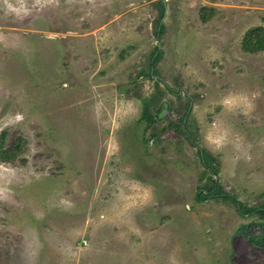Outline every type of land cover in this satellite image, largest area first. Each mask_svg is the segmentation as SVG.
<instances>
[{
    "label": "rangeland",
    "instance_id": "374dc122",
    "mask_svg": "<svg viewBox=\"0 0 264 264\" xmlns=\"http://www.w3.org/2000/svg\"><path fill=\"white\" fill-rule=\"evenodd\" d=\"M256 27L264 0H0V264H264Z\"/></svg>",
    "mask_w": 264,
    "mask_h": 264
},
{
    "label": "trees",
    "instance_id": "16d2710c",
    "mask_svg": "<svg viewBox=\"0 0 264 264\" xmlns=\"http://www.w3.org/2000/svg\"><path fill=\"white\" fill-rule=\"evenodd\" d=\"M249 38L252 40V47H253V50L255 51H260V50H264V28L262 27H256L254 29H252L250 32H249ZM250 43V44H251ZM145 118V120L149 123L152 122L153 119H155L157 117L156 116H153L151 115L148 111H147V108L144 109V112L142 114ZM14 155V154H13ZM2 157H5L7 155H0ZM201 161H204V157L202 156V160ZM207 164L204 163V166H206ZM215 183H213V186H214ZM211 191H213V189H211ZM219 194V193H218ZM211 197V193L207 194L206 196H203L202 192L199 193V195L197 196V199H199L198 201H201L202 199L204 198H209ZM221 199L223 200H230L232 201V203L237 206V208L239 210H242V207L241 204L235 199V197L229 195V194H224V195H221L220 196ZM255 210H251V212H254ZM263 216H264V210L263 209H260L258 210ZM248 213V212H247ZM250 241L255 244V245H258V246H264V226H263V231H262V234L258 235V236H252Z\"/></svg>",
    "mask_w": 264,
    "mask_h": 264
},
{
    "label": "water",
    "instance_id": "95a60500",
    "mask_svg": "<svg viewBox=\"0 0 264 264\" xmlns=\"http://www.w3.org/2000/svg\"><path fill=\"white\" fill-rule=\"evenodd\" d=\"M166 111H167V105H164V109L160 112L158 118H160Z\"/></svg>",
    "mask_w": 264,
    "mask_h": 264
}]
</instances>
